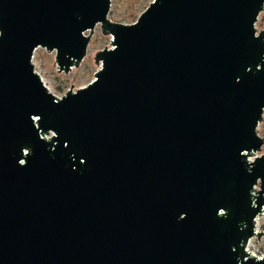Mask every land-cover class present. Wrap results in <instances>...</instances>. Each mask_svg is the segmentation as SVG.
Returning a JSON list of instances; mask_svg holds the SVG:
<instances>
[{"label":"water","instance_id":"water-1","mask_svg":"<svg viewBox=\"0 0 264 264\" xmlns=\"http://www.w3.org/2000/svg\"><path fill=\"white\" fill-rule=\"evenodd\" d=\"M109 9L0 0V264H264V0ZM97 25L93 81L56 97L35 51L69 73Z\"/></svg>","mask_w":264,"mask_h":264},{"label":"rangeland","instance_id":"rangeland-1","mask_svg":"<svg viewBox=\"0 0 264 264\" xmlns=\"http://www.w3.org/2000/svg\"><path fill=\"white\" fill-rule=\"evenodd\" d=\"M152 0H110L108 20L114 23L130 25L136 22L140 14L148 7ZM257 31L264 29V10L259 14L255 24ZM88 33H86L87 35ZM111 38L101 34L100 25H97L90 37L86 56L81 64L69 73L58 72L55 63V53H47L44 49H37L34 53L32 63L34 70L46 83V87L56 97L63 96L68 90L75 91L91 83L93 74L99 70L94 63V56L97 52L109 49ZM72 85V87H71ZM264 120V114H263ZM258 134L264 139V123L258 127ZM264 153V146L257 156ZM264 215L257 219V230L263 231ZM259 241V242H258ZM254 239L249 243L250 250L258 255L264 254V236L260 240Z\"/></svg>","mask_w":264,"mask_h":264},{"label":"built area","instance_id":"built-area-1","mask_svg":"<svg viewBox=\"0 0 264 264\" xmlns=\"http://www.w3.org/2000/svg\"><path fill=\"white\" fill-rule=\"evenodd\" d=\"M257 230V229H256ZM258 231V230H257ZM255 238H252L251 240H254ZM251 240L249 241V243L251 242ZM249 243H248V249H250V247H249ZM250 252V254H252L254 257H256V258H258V259H260V258H262L263 256H264V254L263 255H258V254H256L255 252H253V251H249Z\"/></svg>","mask_w":264,"mask_h":264},{"label":"bare ground","instance_id":"bare-ground-1","mask_svg":"<svg viewBox=\"0 0 264 264\" xmlns=\"http://www.w3.org/2000/svg\"><path fill=\"white\" fill-rule=\"evenodd\" d=\"M43 83L46 85L45 81L42 79Z\"/></svg>","mask_w":264,"mask_h":264},{"label":"trees","instance_id":"trees-1","mask_svg":"<svg viewBox=\"0 0 264 264\" xmlns=\"http://www.w3.org/2000/svg\"><path fill=\"white\" fill-rule=\"evenodd\" d=\"M262 123H264V120L262 121Z\"/></svg>","mask_w":264,"mask_h":264}]
</instances>
